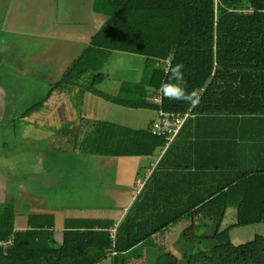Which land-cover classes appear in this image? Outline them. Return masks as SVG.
I'll return each mask as SVG.
<instances>
[{
  "label": "trees",
  "instance_id": "1",
  "mask_svg": "<svg viewBox=\"0 0 264 264\" xmlns=\"http://www.w3.org/2000/svg\"><path fill=\"white\" fill-rule=\"evenodd\" d=\"M94 10L107 21L52 91L71 95L79 115L85 95L92 93L157 115L191 110L192 116L172 142L153 134L154 121L134 129L80 116L71 127L80 153L150 157L165 149L119 223L115 246L113 221L67 220L57 245L54 216L30 215L28 227L18 230L14 207L0 201V241L13 239L12 246H0V264H98L113 251L114 263L124 264V253L201 213L208 219L205 229L194 220L183 232L188 264H264L263 235L238 245L231 236L234 227L264 223V0H96ZM112 51L146 58L142 79L123 82L117 95L97 87ZM178 63L186 90L200 94L195 107L161 93L169 82L166 68ZM50 95L26 114L41 110ZM155 95H161V104L152 100ZM181 152L193 155L186 169L206 184L177 186L185 168L178 163ZM229 208H235L236 223L223 229ZM158 215L165 219L155 223ZM156 264H179V258L163 254Z\"/></svg>",
  "mask_w": 264,
  "mask_h": 264
},
{
  "label": "crops",
  "instance_id": "2",
  "mask_svg": "<svg viewBox=\"0 0 264 264\" xmlns=\"http://www.w3.org/2000/svg\"><path fill=\"white\" fill-rule=\"evenodd\" d=\"M70 2L71 0H0V116L8 119L5 125L14 127L16 134L18 127H21L23 129L21 137L33 141L51 139L52 143L59 146H62L60 143H64L69 148H74L76 134L72 132L71 127L79 124L80 116L125 125L120 124L116 117L112 120L104 118L110 104L107 103L109 101L97 95L92 93L85 95L81 115H79L71 95L59 90L52 91L107 21L104 14L94 10L95 3L92 4L88 19L81 21L80 16L72 11ZM119 91L120 87L116 93H106L117 95ZM8 93L19 100V105L14 101L9 110L7 109L9 104L6 101ZM49 95V100L41 110L26 114L33 105ZM92 95L99 100L90 98L93 97ZM25 103H30V107L23 112L22 107ZM96 104L102 110L98 109L96 115L95 113L90 115L89 112L97 106ZM114 105L124 108L127 112L145 111ZM146 111H152L154 117L148 119L139 128H130L146 129L152 125L157 117V111ZM116 114L118 115L119 112ZM139 119L136 117L133 121ZM164 152L165 149L158 150L150 157L86 155L81 160L77 179H69L70 183L62 180L59 184H52L53 186H48L47 182L42 186H28L19 180L14 186L10 182L3 181L0 182V201L14 207L15 224H19L16 225L18 230L28 227L27 220L30 215L54 216L53 237L57 245H60L67 220L103 219L113 221L115 225L121 223ZM178 157H180L178 163L185 168L179 172L177 186L206 184L205 180L196 178L186 169L193 157L190 152H181ZM108 163L112 174L115 175L116 187L113 188L112 197L106 195L107 203L95 202L94 204V201L100 198V194L102 195L99 189L103 186L93 183L88 172L103 168ZM138 181L143 185L139 186ZM171 184H173L172 181H169V186ZM24 204L27 206L22 209ZM231 211L232 208L227 209L222 228H225L227 215ZM232 214L235 216L234 208ZM154 215L147 214V217L151 218ZM163 219L165 218L158 215L154 221L159 223ZM194 220L200 224L198 227L200 230L205 229L204 224H208V219L203 217L202 213L196 219L183 218L124 253V261L128 260L126 264H156L163 254L181 256L186 245L184 242L179 244L178 240ZM230 222L231 225L236 223L234 217ZM106 260L114 263V259L109 256L102 261Z\"/></svg>",
  "mask_w": 264,
  "mask_h": 264
},
{
  "label": "rangeland",
  "instance_id": "3",
  "mask_svg": "<svg viewBox=\"0 0 264 264\" xmlns=\"http://www.w3.org/2000/svg\"><path fill=\"white\" fill-rule=\"evenodd\" d=\"M70 3L72 11L78 14L81 21H83V19H88V14L92 10V4L95 3V0H71ZM145 69L146 58L144 56L112 51L100 71L105 74L106 78L102 83L98 84L97 87L99 90L105 92L116 93L121 82L131 84L139 81ZM92 96L93 97L90 98H96L97 101L99 100L98 97ZM6 101L9 104L7 106L8 110L12 107L14 101H16L15 104L19 105V100L12 97V94L9 93L6 97ZM107 103L110 104V107L104 118L112 120L116 117V119H119V123H124L125 126L139 128L143 126L148 119L154 117V113L152 111H146L147 109H141L145 111L132 110L127 112L124 108L121 109L119 106L117 107L110 102ZM96 105L97 106H94V109L89 112L90 115L94 113L96 115L98 109L102 110L98 107V104ZM28 107H30V103H25L22 107V110H24L23 112H25V109ZM116 112H119L121 117H119V114L117 115ZM136 117L140 119L133 121ZM7 120L6 117L0 116V182L7 181L15 186L18 184L17 182L21 180L28 186H42L45 182H47L48 186H53L52 184H59V181L62 180H67V182L70 183L69 179H77L81 160L83 156L88 154H83L74 148H69L64 143H60L62 146L54 144L51 142V139L33 141L21 137L20 135L23 129L18 127L16 134L14 127H7L5 125L8 122ZM62 131L64 132L65 128L62 129ZM111 171V167L108 163V165L103 168L88 172L93 183L103 186L102 189H99L102 195L100 194V198L96 199L94 204L95 202L102 204L107 203L108 199L106 195L112 197L113 188H115L116 185L115 175L112 174ZM116 193H118L117 190ZM100 199H102V201H100ZM25 206H27V204H24L22 209H24ZM232 211L227 215L225 228L231 225L230 221L233 220V217L234 221H236V213L235 216H233ZM16 225L19 224L16 223ZM231 234L232 241L235 244L246 243L252 241L257 234L264 236V223L234 227ZM183 242L184 238L182 235L178 243L182 244ZM186 253L187 249L185 246L181 252V256H178L179 264H188L189 255L185 257ZM126 262H128V260L124 263L126 264ZM101 264L114 263H112L111 260H106L102 261Z\"/></svg>",
  "mask_w": 264,
  "mask_h": 264
},
{
  "label": "built area",
  "instance_id": "4",
  "mask_svg": "<svg viewBox=\"0 0 264 264\" xmlns=\"http://www.w3.org/2000/svg\"><path fill=\"white\" fill-rule=\"evenodd\" d=\"M167 62L169 63V61ZM152 100L158 104H161V95H155L152 98ZM190 116H192L191 110H189V112L187 113H178V114L166 112L164 110H159L158 115L156 119L154 120V123L152 126V132L153 134L158 135V136H166L168 142H172L177 137L184 123ZM138 184L139 186L143 185L139 181H138ZM118 225L119 224H117L115 227L111 229L112 239L114 240V246H115V240L117 236ZM12 245H13V239H10L7 241H0V246H3L5 248L10 247ZM116 254L117 253L113 251L109 254V257L114 259Z\"/></svg>",
  "mask_w": 264,
  "mask_h": 264
},
{
  "label": "clouds",
  "instance_id": "5",
  "mask_svg": "<svg viewBox=\"0 0 264 264\" xmlns=\"http://www.w3.org/2000/svg\"><path fill=\"white\" fill-rule=\"evenodd\" d=\"M183 65L169 64L166 72L169 73V82L161 85V93L169 99L182 100L195 107L199 103V93L196 91L188 92L184 81Z\"/></svg>",
  "mask_w": 264,
  "mask_h": 264
}]
</instances>
